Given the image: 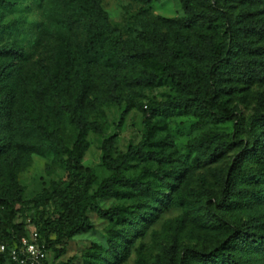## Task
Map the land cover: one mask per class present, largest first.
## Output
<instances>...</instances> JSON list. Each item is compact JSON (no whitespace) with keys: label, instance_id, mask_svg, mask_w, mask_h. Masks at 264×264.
I'll return each mask as SVG.
<instances>
[{"label":"rangeland","instance_id":"1","mask_svg":"<svg viewBox=\"0 0 264 264\" xmlns=\"http://www.w3.org/2000/svg\"><path fill=\"white\" fill-rule=\"evenodd\" d=\"M61 1L0 0V52L18 51L11 58L0 55V63L14 65L22 80L14 91H6V102L11 118L20 114L31 125V131L21 134L10 130L9 145L0 154V193L7 188L10 176L23 188L22 201L41 193L51 181H65L58 159L73 143L76 127L69 110L75 108L86 122L79 162L92 174L89 191L110 174L100 161L105 137L115 136L112 156L138 144L140 150L152 155L129 157L120 172L123 181L98 199L100 207H114L118 216L100 218L87 211L92 228L50 246L48 260L52 264H149L161 242L172 239L178 251L183 246L209 249L219 235L196 217L203 195L194 190L214 189L212 171L223 175L237 152L231 140L232 114L237 112L240 138L247 144L248 117L258 99V108L264 111V26L251 29L246 25L264 24V0H191L198 19L190 25L163 20L183 17L177 0H97L98 13L75 5L73 11L67 10ZM83 19L106 25L115 33L106 36L78 67L71 68L68 87L57 81L38 101L33 93L53 63L56 33L70 27L81 54ZM149 21L157 23L174 42L179 51L177 67L198 86L203 83L204 70L210 67L212 50L224 45L229 25L249 45L250 49L236 45L230 53L257 60L258 73L239 77L227 68L222 75V93L211 106L221 115L220 120L200 109L168 111L157 106L179 95L172 79L150 62L126 59L149 45L141 35ZM190 45L205 49L204 57L190 54ZM148 68L154 72V80L142 83ZM81 69L90 83L80 103ZM108 89L116 103L107 98ZM124 108L127 111L122 115ZM4 142L0 136V144ZM33 148L36 152H31ZM247 165L261 169L254 162ZM21 204L14 206L18 212ZM215 214L230 223L250 218L264 222V202L230 211L216 208ZM34 216L28 206L19 221L26 229ZM108 239L117 243L118 256L112 255ZM253 262L261 263L262 259L254 256ZM0 264H8L2 255Z\"/></svg>","mask_w":264,"mask_h":264},{"label":"trees","instance_id":"2","mask_svg":"<svg viewBox=\"0 0 264 264\" xmlns=\"http://www.w3.org/2000/svg\"><path fill=\"white\" fill-rule=\"evenodd\" d=\"M177 1L182 9L183 17L163 20L183 25L195 23L198 18L192 1ZM61 5L71 11L74 5L77 9L93 10L96 13L100 11L97 0H62ZM246 25L251 29L264 26L257 22H248ZM81 26V54L77 49L78 44L73 42L70 27L65 30L61 28L56 33L53 63L47 70V78L33 93L38 101L43 99L44 94L57 81H61L65 87H68L71 81V68L78 67L81 61L96 52L106 36L115 33L114 29L89 19H83ZM141 35L148 39L149 45L126 59L141 63L150 62L158 66L165 76L172 79L175 89L179 92V95L171 99L158 102L157 106L161 110L200 109L213 119L220 120L221 115L213 112L211 106L222 93L221 80L227 68L239 77L258 73L257 60L231 55L230 51L236 45L249 49L250 47L239 38L234 27L230 25L224 34V45L212 50L210 67L204 70L201 86L177 67L179 51L157 23L147 22L141 30ZM173 35L178 41L181 40L177 33ZM187 50L197 57H204L205 54V49L195 45L187 46ZM0 55L11 58L17 56L18 51L4 49ZM85 74L82 69L78 74L81 87L80 103V98L86 95L90 83ZM153 80L154 72L148 68L145 80L140 81L151 83ZM21 83V77L14 65L6 61L0 63V136H3L5 141L4 144H0V154L9 145L11 129L19 134L31 131V125L25 122L22 115L18 114L11 118L6 102V91H14ZM111 93V89H108L107 98L116 103L117 99ZM257 105L260 106V99ZM258 106L248 117L249 142L247 144L240 138L239 116L237 112L232 114L234 121L231 140L237 146V152L223 175L219 171H212L214 189L194 190L195 194L203 195L200 201V212L196 217L202 219L205 225L215 229L219 237L209 249L183 246L178 251L175 239H172L170 243L161 242L158 252L153 255L149 264H255L254 256H260L262 259V262L257 264H264V222L250 218L230 223L215 214L216 208L230 211L247 203L264 202V111H260ZM126 111L127 108H124L121 114L123 115ZM69 113L75 124L76 134L70 149L64 151L65 156L58 159V164L65 171V181L62 184L51 181L49 187L43 189L41 193L22 201L23 188L10 176L7 188L0 193V243H16L19 237L25 234V226L19 219L28 206L35 214L34 218L30 219V225L40 234L47 250L65 237L90 230L92 225L87 219V211L94 212L100 218L117 217L119 212L116 208H102L98 204V199L123 181L120 172L129 157H151V152L139 149L141 144H138L136 148L128 146L124 153L112 156L115 136L111 134L105 137L100 145V161L110 174L102 178L93 191H89L92 174L79 162L86 122L75 108L70 109ZM31 152L36 150L33 148ZM252 162L259 165L261 169L247 165ZM18 203H22L19 212L14 207ZM108 243L112 255L118 256L119 249L115 240L108 239ZM0 255L4 256L9 264L7 254L0 252ZM47 264L52 263L48 261Z\"/></svg>","mask_w":264,"mask_h":264},{"label":"built area","instance_id":"3","mask_svg":"<svg viewBox=\"0 0 264 264\" xmlns=\"http://www.w3.org/2000/svg\"><path fill=\"white\" fill-rule=\"evenodd\" d=\"M25 234L16 243H0V252H5L9 264H47V248L40 234L27 226Z\"/></svg>","mask_w":264,"mask_h":264}]
</instances>
